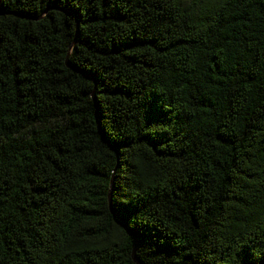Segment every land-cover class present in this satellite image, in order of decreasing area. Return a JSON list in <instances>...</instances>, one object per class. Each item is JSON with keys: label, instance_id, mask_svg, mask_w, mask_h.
Wrapping results in <instances>:
<instances>
[{"label": "trees", "instance_id": "trees-1", "mask_svg": "<svg viewBox=\"0 0 264 264\" xmlns=\"http://www.w3.org/2000/svg\"><path fill=\"white\" fill-rule=\"evenodd\" d=\"M0 264H264V0H0Z\"/></svg>", "mask_w": 264, "mask_h": 264}, {"label": "water", "instance_id": "water-1", "mask_svg": "<svg viewBox=\"0 0 264 264\" xmlns=\"http://www.w3.org/2000/svg\"><path fill=\"white\" fill-rule=\"evenodd\" d=\"M67 63H68V65L71 67V65L69 64V62L67 61ZM112 201V194L110 193V202ZM134 257H135V259H136V261L137 262H139V263H143V262H141L140 260H138L137 259V257H136V254L134 253Z\"/></svg>", "mask_w": 264, "mask_h": 264}]
</instances>
